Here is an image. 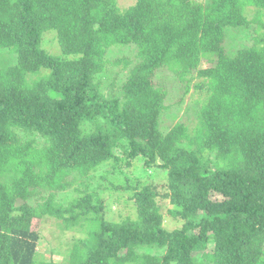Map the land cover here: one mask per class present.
<instances>
[{
	"label": "trees",
	"instance_id": "16d2710c",
	"mask_svg": "<svg viewBox=\"0 0 264 264\" xmlns=\"http://www.w3.org/2000/svg\"><path fill=\"white\" fill-rule=\"evenodd\" d=\"M251 22V44L229 54L226 37ZM118 44L133 57L103 87ZM4 48L16 61L0 67V264H264V0H0ZM164 67L206 94L165 131ZM123 200L134 215L110 219ZM44 216L86 232L66 262L37 251Z\"/></svg>",
	"mask_w": 264,
	"mask_h": 264
},
{
	"label": "rangeland",
	"instance_id": "374dc122",
	"mask_svg": "<svg viewBox=\"0 0 264 264\" xmlns=\"http://www.w3.org/2000/svg\"><path fill=\"white\" fill-rule=\"evenodd\" d=\"M134 0H117L118 5L121 8L127 7L128 5L132 4ZM253 13V12H251ZM250 16V15H249ZM255 24L253 22L250 23L249 27L245 29H234L231 31L230 36H227L224 40L226 51L229 54H233L235 50L244 44H251L252 36L255 33L253 27ZM230 29V28H229ZM52 32H45L41 41V45L47 51L51 53H57L59 49L58 42L56 38L52 37ZM233 34V35H231ZM134 47L133 46H120L112 45L106 51L104 57L108 60L104 64V70L100 73V78L102 79L103 87H109L110 82L114 78L116 81V85H119L121 81L124 79L127 68L123 67V65L112 63V61L120 56L127 55L133 57ZM16 61V53L9 48L0 49V67L7 66L10 64L15 63ZM209 63L207 61H202L199 65V68H203L208 66ZM46 68H41L37 73L36 72H29L27 74L28 78H36L38 76H42L47 73ZM201 78L194 74V77L191 78L189 82L188 91H184V86L182 83L178 82L176 76L173 72L168 70V68L164 67L159 70L157 75V81L164 82V85L168 91L166 97V103L169 105L168 108L162 114L160 127L162 130L169 129L175 122L177 121H188L191 120L194 116L193 114V106H197L201 101L206 98L205 92H199L194 88V83ZM111 166L106 165L105 168H110ZM153 170H149L148 172H152ZM159 175L162 178L164 177L165 173L161 170ZM154 172V171H153ZM152 172V174H153ZM157 175V173H156ZM157 175V176H159ZM132 177V176H131ZM113 182H121L125 183L124 181L117 180L115 178H110ZM134 177L130 178V182H133ZM158 186L160 184H157ZM46 193V191H44ZM72 191L65 190L59 191L56 193V197H54L57 201H60L62 204H66L69 197L72 196ZM119 194H128L121 190H117L115 195ZM38 195H35V199ZM32 201L34 199L30 198ZM159 204L161 210L165 213L168 200L166 199H159ZM126 214L134 215V210L131 208V203L128 201H122L121 203H113L111 205L109 218H113V220L119 219L120 216H125ZM33 229L38 230L40 234V239L37 241V251L41 254L43 259L45 260H54L57 262H66L68 260L69 250L72 246V242L77 239L83 238L86 236V232L83 227L78 225L65 228L64 224L61 221L54 217L44 216L41 220H34L33 221ZM165 225L169 228H172L176 223L170 222L169 220H165ZM137 252H150L151 254H161L162 249L159 248H151L147 249L145 247H139ZM127 264H132L128 262Z\"/></svg>",
	"mask_w": 264,
	"mask_h": 264
}]
</instances>
